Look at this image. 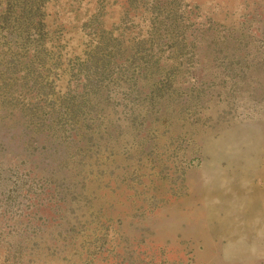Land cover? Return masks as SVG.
<instances>
[{"label": "rangeland", "instance_id": "obj_1", "mask_svg": "<svg viewBox=\"0 0 264 264\" xmlns=\"http://www.w3.org/2000/svg\"><path fill=\"white\" fill-rule=\"evenodd\" d=\"M0 264H264V0H0Z\"/></svg>", "mask_w": 264, "mask_h": 264}]
</instances>
